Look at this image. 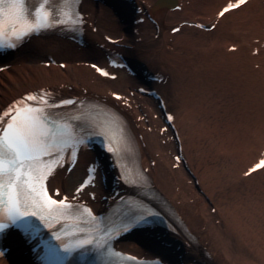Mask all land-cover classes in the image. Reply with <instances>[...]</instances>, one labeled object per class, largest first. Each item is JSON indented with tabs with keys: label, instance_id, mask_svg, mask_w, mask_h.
<instances>
[{
	"label": "bare ground",
	"instance_id": "6f19581e",
	"mask_svg": "<svg viewBox=\"0 0 264 264\" xmlns=\"http://www.w3.org/2000/svg\"><path fill=\"white\" fill-rule=\"evenodd\" d=\"M235 1L89 0L85 45L37 38L0 71V113L22 94L52 86L127 115L141 163L187 227L179 235L163 234L180 245L179 264H264V169L250 172L264 156V0L221 15ZM136 5L145 14H136ZM141 17L144 21L135 23ZM109 36L119 41L111 45ZM110 47L126 55L136 74L111 64ZM96 60L108 76L93 68ZM221 70L224 79H234L197 84L198 77L218 83ZM146 72L160 73L161 80L151 84ZM180 76L189 84H182ZM144 81L166 108L141 91ZM94 160L95 154L87 152L71 172L60 170L51 188L73 193ZM91 192L97 194L91 199L96 207L111 203L103 200L113 195L109 186ZM187 233L198 242H190ZM157 240L153 237L149 245L130 240L123 247L170 256ZM0 264L24 263L3 257Z\"/></svg>",
	"mask_w": 264,
	"mask_h": 264
},
{
	"label": "snow or ice",
	"instance_id": "6c2138e0",
	"mask_svg": "<svg viewBox=\"0 0 264 264\" xmlns=\"http://www.w3.org/2000/svg\"><path fill=\"white\" fill-rule=\"evenodd\" d=\"M245 3L246 0H238V3L232 7L239 8ZM3 4L4 0H0V5ZM23 9L24 0H10L6 8L0 7V15L8 16L11 20L13 14H22ZM228 11V8L224 9V12ZM223 14L222 12L221 15ZM48 26V15L40 14L38 22L31 30L38 31ZM102 74L108 75L107 72ZM26 99L34 101L35 97L29 96ZM75 103L76 101L64 102V104ZM102 134L107 135L106 131ZM83 142V139L77 140L68 131L66 125H59L51 120L46 108L13 105L0 115V180L6 181V183L0 182V188L8 190L6 209L9 222L7 224L0 222V233H3L7 227L15 226L26 236L34 234L37 227L28 219L29 217H39L47 223V217L51 215L53 206L59 204L65 208L70 207L65 205L63 200H53L48 196L44 181L52 173L49 162L55 161L59 166V157L65 148L75 149L77 144ZM112 150L109 148V151ZM261 167H264V161L257 165V168ZM145 219L146 217L143 216L136 217L126 227H135ZM71 250L68 246L64 249V251Z\"/></svg>",
	"mask_w": 264,
	"mask_h": 264
},
{
	"label": "rangeland",
	"instance_id": "374dc122",
	"mask_svg": "<svg viewBox=\"0 0 264 264\" xmlns=\"http://www.w3.org/2000/svg\"><path fill=\"white\" fill-rule=\"evenodd\" d=\"M208 69L213 70V69H215V66H212V69H211V67H208ZM225 70H227V71H224V73H226V74L227 73L228 74H232L233 73L230 69H225ZM214 73H215V71L213 70V74ZM217 75H218V78H219V80H217L218 83H216L215 80L214 81H209L208 78H206V77H202V78L198 77L197 84H228L230 79H234V78H230V77H227V78L224 79L222 77V70L219 71L217 73ZM180 77L183 80L182 84L183 83L189 84V81L187 80V78H185L183 76H180ZM231 117H233V115H231Z\"/></svg>",
	"mask_w": 264,
	"mask_h": 264
}]
</instances>
